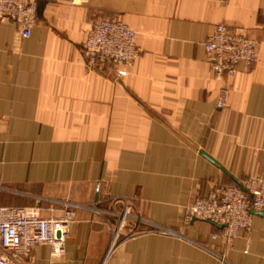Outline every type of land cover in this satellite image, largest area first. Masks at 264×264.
<instances>
[{"label":"crops","instance_id":"crops-1","mask_svg":"<svg viewBox=\"0 0 264 264\" xmlns=\"http://www.w3.org/2000/svg\"><path fill=\"white\" fill-rule=\"evenodd\" d=\"M104 15L135 31L124 77L82 53ZM218 23L257 41L256 61L223 79L203 48ZM254 176H264V0H42L29 37L0 22V206L57 217L66 202L109 208L119 197L177 233L123 239L104 259L110 226L77 209L64 254L40 244L27 264H264V216L226 249L211 239L220 227L183 214L213 186Z\"/></svg>","mask_w":264,"mask_h":264},{"label":"built area","instance_id":"built-area-1","mask_svg":"<svg viewBox=\"0 0 264 264\" xmlns=\"http://www.w3.org/2000/svg\"><path fill=\"white\" fill-rule=\"evenodd\" d=\"M41 1L0 0V22L13 23L22 38L29 37ZM86 1L71 0L77 5ZM203 48L211 58V69L217 79L232 77L239 63L250 66L257 59V41L223 23L214 26ZM82 53L88 66L102 67L109 63L118 77H124V67L139 55L135 31L118 16L104 15L91 23L82 43ZM227 101L228 88L222 86L216 107H225ZM108 200L109 208L99 206L100 201L66 202L62 214L57 217H42L27 207L0 206V264H27L31 250L40 244L49 245L52 257H61L65 252L68 227L74 222L77 209H87L103 217L110 226L111 238L104 259L123 239L145 232L177 234L133 212L129 199L113 197ZM252 211L264 213V176L250 177L238 185H215L206 195L195 196L183 208L185 224L200 219L221 225L220 232L212 234L211 239H220L226 249L241 230L249 229ZM204 248L218 260L225 261L224 251Z\"/></svg>","mask_w":264,"mask_h":264},{"label":"water","instance_id":"water-1","mask_svg":"<svg viewBox=\"0 0 264 264\" xmlns=\"http://www.w3.org/2000/svg\"><path fill=\"white\" fill-rule=\"evenodd\" d=\"M252 213L253 214H260V215L264 216V213L263 212H255V211H252ZM207 221L210 222V223H212V224H214V225H216V226H218V227H220V228L222 227L221 225H218V224L214 223L211 220H207Z\"/></svg>","mask_w":264,"mask_h":264},{"label":"rangeland","instance_id":"rangeland-1","mask_svg":"<svg viewBox=\"0 0 264 264\" xmlns=\"http://www.w3.org/2000/svg\"><path fill=\"white\" fill-rule=\"evenodd\" d=\"M103 66V65H102Z\"/></svg>","mask_w":264,"mask_h":264}]
</instances>
